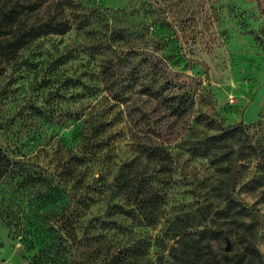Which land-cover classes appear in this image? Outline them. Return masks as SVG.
<instances>
[{"label": "rangeland", "instance_id": "374dc122", "mask_svg": "<svg viewBox=\"0 0 264 264\" xmlns=\"http://www.w3.org/2000/svg\"><path fill=\"white\" fill-rule=\"evenodd\" d=\"M16 5L26 28H69L0 60V264H172L168 224L201 205L188 232L221 229L233 255L251 226L264 262V0H0ZM230 126L232 205L192 154Z\"/></svg>", "mask_w": 264, "mask_h": 264}, {"label": "trees", "instance_id": "16d2710c", "mask_svg": "<svg viewBox=\"0 0 264 264\" xmlns=\"http://www.w3.org/2000/svg\"><path fill=\"white\" fill-rule=\"evenodd\" d=\"M18 8L22 7L16 5L10 11H3L0 7V60H13L28 42L48 34H63L69 28L66 21H58L55 17H50L41 25H30L26 28V24L21 23L25 21L28 11L23 13ZM33 10L30 9L29 11ZM192 102V97H188L185 102L187 107H183V109L178 104L177 107L173 108V113L177 118L181 117L187 113ZM235 128L236 126L220 127L218 133L205 139L206 144L203 147L200 146L192 152L193 156L212 159V165L218 169L221 168L220 170L223 171L225 180H227L222 192L227 196V203L231 205L236 201L233 195L234 163L232 164V157L234 152L231 146L227 147V142ZM160 151H164L163 146H160ZM224 162H227V165L223 168ZM8 170L9 163L7 161L0 162V179L5 177ZM122 189L128 191L132 190V187L123 186ZM158 199L157 196L150 195L147 197L144 194L137 201L138 209L146 210L148 206L154 207ZM203 209L206 207L201 205L195 212L179 213L168 224L167 232L170 234L169 238L173 240V246L170 249L172 264H264L251 226L246 229L244 236L239 238L240 243L244 244L245 250L243 253L233 255L225 251L220 254L216 249L219 241L228 240L221 229L199 228L192 233L188 232L187 230L199 227L202 222L208 220V212L204 214ZM198 211H201L202 214L197 216ZM60 232L63 233L61 229ZM66 239L71 243L70 238L66 237ZM227 242L230 243V241Z\"/></svg>", "mask_w": 264, "mask_h": 264}, {"label": "water", "instance_id": "95a60500", "mask_svg": "<svg viewBox=\"0 0 264 264\" xmlns=\"http://www.w3.org/2000/svg\"><path fill=\"white\" fill-rule=\"evenodd\" d=\"M230 249H231L230 243L227 242V243H226L225 252H227V253L230 252Z\"/></svg>", "mask_w": 264, "mask_h": 264}]
</instances>
